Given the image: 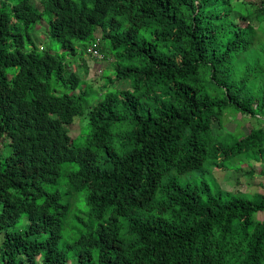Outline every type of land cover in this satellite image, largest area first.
I'll return each instance as SVG.
<instances>
[{
	"label": "trees",
	"instance_id": "obj_1",
	"mask_svg": "<svg viewBox=\"0 0 264 264\" xmlns=\"http://www.w3.org/2000/svg\"><path fill=\"white\" fill-rule=\"evenodd\" d=\"M263 112L264 0H0V264H264Z\"/></svg>",
	"mask_w": 264,
	"mask_h": 264
},
{
	"label": "rangeland",
	"instance_id": "obj_2",
	"mask_svg": "<svg viewBox=\"0 0 264 264\" xmlns=\"http://www.w3.org/2000/svg\"><path fill=\"white\" fill-rule=\"evenodd\" d=\"M46 21L40 22L33 32L31 33V38L33 43L41 48H45L48 51L55 53L57 49V45L52 41V39L46 33ZM80 53V51H78ZM85 62V69L76 68L75 72L80 77L91 83L94 87L97 86V83L101 84L100 76L104 69V64L102 62L97 61L96 59L90 58L88 56L83 57ZM11 73L10 71H8ZM114 86L120 88L121 90L128 89V86H121L114 83ZM264 113V112H263ZM84 123V122H83ZM264 127V114L255 119H247L242 117L241 115H235V119L233 121H225L223 123V129L229 132H233L239 128L240 132L244 134H248L251 128ZM214 131L223 132V130L216 129V123H214ZM78 131V126L73 130L72 138L76 135ZM80 132V129H79ZM71 133V131H70ZM249 168H253L256 170V175L254 177H248L244 173H236L232 170L230 171H213L215 181L221 187V189L229 191V192H238L245 193L247 195H253L255 193L264 194V176L259 175V170L264 171V164H258L254 161H251L245 170ZM258 219H263V214L259 213L257 215ZM25 220V219H24ZM2 234H0V243L2 242ZM69 264H75L74 260H71Z\"/></svg>",
	"mask_w": 264,
	"mask_h": 264
},
{
	"label": "clouds",
	"instance_id": "obj_3",
	"mask_svg": "<svg viewBox=\"0 0 264 264\" xmlns=\"http://www.w3.org/2000/svg\"><path fill=\"white\" fill-rule=\"evenodd\" d=\"M40 49L42 50L41 47H40ZM90 49L91 48L88 47V49H87V55H85V56H88L89 55L90 58L101 59V53L98 51L97 47H95V50L98 51L99 57H94L93 54H92V51Z\"/></svg>",
	"mask_w": 264,
	"mask_h": 264
},
{
	"label": "built area",
	"instance_id": "obj_4",
	"mask_svg": "<svg viewBox=\"0 0 264 264\" xmlns=\"http://www.w3.org/2000/svg\"><path fill=\"white\" fill-rule=\"evenodd\" d=\"M94 57H99L98 51L95 50V45H93L90 49Z\"/></svg>",
	"mask_w": 264,
	"mask_h": 264
}]
</instances>
